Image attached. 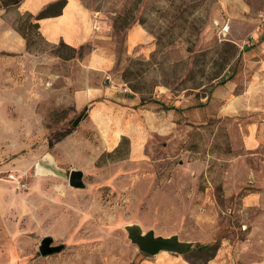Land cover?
Returning a JSON list of instances; mask_svg holds the SVG:
<instances>
[{"label": "rangeland", "instance_id": "rangeland-1", "mask_svg": "<svg viewBox=\"0 0 264 264\" xmlns=\"http://www.w3.org/2000/svg\"><path fill=\"white\" fill-rule=\"evenodd\" d=\"M76 1L89 37L57 51L32 33L39 83L0 88V264H264V140L244 141L264 139V0ZM129 91L156 109L160 93L206 99L207 122L179 113L160 135L113 99ZM132 222L194 248L148 256ZM45 235L64 248L41 256Z\"/></svg>", "mask_w": 264, "mask_h": 264}, {"label": "crops", "instance_id": "crops-1", "mask_svg": "<svg viewBox=\"0 0 264 264\" xmlns=\"http://www.w3.org/2000/svg\"><path fill=\"white\" fill-rule=\"evenodd\" d=\"M54 0H22L17 6L8 9L0 8V88L11 89L24 86L26 83L30 88H34L38 82V72L36 70L37 63L44 59L43 56L34 55L26 49V42L23 36L19 33L17 26L9 22L7 16H2L6 11L13 10V19L26 13H36L45 4ZM91 11L81 6L76 0H66V4L61 9V12L54 16L41 18L37 21L38 30L45 41L57 45L60 42L68 46H75L81 44L90 35L89 21ZM166 94L160 93L153 103L158 105L156 108L146 107L140 105V100L137 96L129 91L123 93L118 97H113L117 101L118 106L124 108L122 111L128 114L131 119L143 114L147 117V125L158 134L169 133L171 136H177L179 113L187 118V121L205 125L207 118L203 117L204 104L206 99L200 98L198 102L194 103L189 108V100L182 98L170 99ZM116 103V104H117ZM200 103V105H198ZM192 104V103H190ZM114 102H97L95 111L100 109H115ZM86 107L87 110V106ZM83 107V108H84ZM82 108V109H83ZM81 109V110H82ZM156 109V110H155ZM81 112V111H80ZM143 125H145L143 123ZM252 128H249V134L245 136L244 141L246 145L252 146L254 143L262 141L263 137L254 135ZM132 152L137 154L140 150L133 147Z\"/></svg>", "mask_w": 264, "mask_h": 264}, {"label": "water", "instance_id": "water-1", "mask_svg": "<svg viewBox=\"0 0 264 264\" xmlns=\"http://www.w3.org/2000/svg\"><path fill=\"white\" fill-rule=\"evenodd\" d=\"M83 178V170L71 169L68 174V185L73 189H84L86 184ZM123 228L130 242L148 256H154L161 251L183 255L194 248V242L181 240L177 234L168 236L155 234L152 228L144 230L136 222L125 224ZM63 248V243L54 244V238L51 235L43 236L38 244V251L41 256L60 252Z\"/></svg>", "mask_w": 264, "mask_h": 264}, {"label": "trees", "instance_id": "trees-1", "mask_svg": "<svg viewBox=\"0 0 264 264\" xmlns=\"http://www.w3.org/2000/svg\"><path fill=\"white\" fill-rule=\"evenodd\" d=\"M22 0H0V8L3 9H8L10 7H14L17 6ZM66 4V0H54L52 2H49L47 4H45L38 12L32 14V13H26L23 14L25 15V20L22 21L20 24H17V29L19 31V33L23 36V38L25 39L26 42V49L28 52H34L36 53L37 51L32 50V41H31V34L34 33L36 34V36L38 38H43L38 30V23L37 21L41 18L44 17H48V16H54L57 15L61 12V9L63 8V6ZM22 16V15H21ZM44 40V38H43ZM158 43V42H157ZM157 45L160 46V44L158 43ZM67 48V49H72V47L64 44L63 42H60L58 46L55 47V50L59 51L60 48ZM190 50V49H189ZM41 51V50H38ZM63 58H69V56H62ZM217 75H215L214 77H216ZM124 79L127 81L126 79V75L123 74ZM129 87L133 90H135L134 85H129ZM140 104H142V101L140 100ZM200 105V103L198 104ZM86 112V107H84L81 112L76 115L71 123H70V127L68 129V131L66 133H69L71 130H73L78 123L80 122V120L83 118L84 114ZM210 245L208 244H204V245H200L201 248H208Z\"/></svg>", "mask_w": 264, "mask_h": 264}]
</instances>
